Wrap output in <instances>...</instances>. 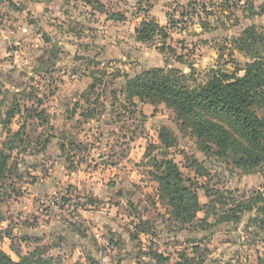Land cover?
<instances>
[{
	"label": "rangeland",
	"instance_id": "374dc122",
	"mask_svg": "<svg viewBox=\"0 0 264 264\" xmlns=\"http://www.w3.org/2000/svg\"><path fill=\"white\" fill-rule=\"evenodd\" d=\"M247 5L0 0V152L9 156L0 250L34 264H264V203L245 211L264 199L261 173L236 168L173 110L126 89L152 68L190 88L212 71L242 75L251 59L236 39L249 27L264 35V14L250 17ZM146 20L166 38L139 42ZM162 159L196 190L202 209L192 223L175 220L158 197ZM233 213L238 219L221 221Z\"/></svg>",
	"mask_w": 264,
	"mask_h": 264
},
{
	"label": "trees",
	"instance_id": "16d2710c",
	"mask_svg": "<svg viewBox=\"0 0 264 264\" xmlns=\"http://www.w3.org/2000/svg\"><path fill=\"white\" fill-rule=\"evenodd\" d=\"M250 17L264 14L263 5L256 8L248 0ZM206 27V25H205ZM137 40L145 43L151 36L160 33L166 38L164 30L154 21H143L135 31ZM237 49L250 59L238 76L220 71H212L205 83L188 87L182 77H176L162 68H152L126 81L130 98L151 105L164 104L176 113L181 124L191 129L203 144L214 146L216 154L228 158L232 154L233 164L243 172L258 171L264 181V116H258L256 109L264 110V35L254 27L245 29L236 39ZM165 148L173 142L169 130L161 129L158 136ZM9 156L0 152V182L6 177ZM158 170L157 184L159 199L170 208L171 216L180 223L189 224L196 219L202 209L196 190L186 183L179 168L171 160L154 162ZM206 189V196L209 195ZM258 195L245 208L251 212L264 199ZM264 209V207H263ZM233 213L221 215V221L238 219ZM263 225V222H261ZM154 259L163 260L154 254ZM37 264H46L38 259ZM0 264H34L30 258L19 257L13 261L0 250ZM36 264V263H35Z\"/></svg>",
	"mask_w": 264,
	"mask_h": 264
}]
</instances>
